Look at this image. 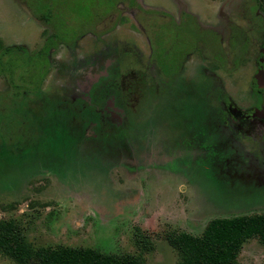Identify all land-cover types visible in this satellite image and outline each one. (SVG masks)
Returning a JSON list of instances; mask_svg holds the SVG:
<instances>
[{
    "label": "rangeland",
    "instance_id": "rangeland-1",
    "mask_svg": "<svg viewBox=\"0 0 264 264\" xmlns=\"http://www.w3.org/2000/svg\"><path fill=\"white\" fill-rule=\"evenodd\" d=\"M40 1L0 0V48L24 45L30 55L37 53L45 34L52 33L37 16L51 9L65 10L62 14L75 21L78 36L56 46L34 91L40 71L36 57L26 51L0 54V220H13L34 249L89 248L138 256L144 264H177L171 235L200 236L212 219L264 213V168L245 146L264 149V137L244 135L245 145L238 144L220 127L222 117L197 110L159 108L157 117L154 89L148 94L147 87L132 111L127 95L119 94L127 132L116 126L102 129L98 137L92 131L99 119L95 107L89 119L72 106L81 102L90 108L92 101L80 100L88 98L80 86L88 87L90 67L109 54L117 55L118 92L129 70L151 79L159 21L155 13L141 10L137 0H119L111 13L97 19L112 9L113 0H79V7L56 5V0L39 6ZM138 1L152 11L174 13L185 7L200 16L217 40L207 56L224 50L219 62L204 64L221 84L238 85L247 94L234 93L236 107L250 109L255 101L264 105V94L251 95L264 41V14L255 0ZM165 32L171 40L173 31ZM186 36L177 33L176 40ZM235 36L243 43L240 56L230 47ZM95 58L99 61L92 62ZM90 120L92 125L83 126ZM86 129L94 139H83ZM237 262L264 264V245L248 240ZM0 264L14 263L0 254Z\"/></svg>",
    "mask_w": 264,
    "mask_h": 264
},
{
    "label": "flooded vegetation",
    "instance_id": "flooded-vegetation-1",
    "mask_svg": "<svg viewBox=\"0 0 264 264\" xmlns=\"http://www.w3.org/2000/svg\"><path fill=\"white\" fill-rule=\"evenodd\" d=\"M137 3V7H140L141 10H148L147 14L148 12L155 13L159 19L154 37L157 43L153 60L156 66L155 73L150 80L145 81L147 80L144 78L145 76H135L134 71H127V82H125L124 78L121 79L120 88L122 90L118 92L114 79V77L121 76L118 64L115 63L116 61L118 62L116 59L117 55L114 53L109 54L104 59L105 61L103 63L99 62L98 64H93V67L89 69L90 72L92 70L94 71H92L93 79L89 80L88 87H85L83 90L80 86V90L87 92L88 96L87 99L80 100L92 101V103L88 104L90 108L85 107L84 104L86 103L78 102L77 104H72L82 115H87L89 119L91 118L92 108L95 107L94 110L99 119L93 124L94 127L92 131H95L98 137L101 136V134L98 133L102 129L109 131L110 129H115L116 126H121L122 129L125 128L127 132L128 124L124 120V111L120 105L119 94L123 92L127 95L129 105L132 108L130 111H132L134 105L142 99L145 93L143 88L147 87L148 94H151V89H154L157 117L159 108L163 109V112H165V107L169 108L174 106L178 109L179 107L180 109L186 108L189 112H196L197 110L198 114L201 112L207 117H212L214 119L222 117L223 119L219 122L220 127L227 136L235 139L238 144L245 145L242 141L244 135L251 136L256 134L257 136L264 137V105H259L258 101H255V104L252 105L250 109L236 107L235 94L239 96L241 94L240 97L247 94L243 91H239L241 87L238 85L230 87L221 84L218 78H216L217 76L208 69L206 64H204L205 61L210 62L211 60L213 63H217L224 56L222 54L224 50L220 46V53L207 56V48L214 47V45L217 44V40L215 35L212 34L215 32H209L208 29L210 30V27H207V25L204 26L205 21L200 20V16L185 7H181L179 11L176 10L174 13L159 8L153 9L154 12L152 8H148L144 4L142 5L140 1L137 0ZM112 10L113 8H110L107 14L111 13ZM135 11L139 12L138 9H135ZM27 13L32 17L31 12L27 11ZM105 15L97 17V19H101ZM165 17L168 18V21L162 22ZM33 20L40 23L36 17H34ZM169 29L173 31V38L171 40L166 38L165 35L167 33L165 31ZM184 32H187L186 38L180 37L176 40L177 33L184 34ZM209 35H212L210 41ZM231 41L230 47L235 51L237 50L238 56L242 55L243 43L238 42L236 36L232 38ZM60 45L65 44L61 43ZM20 47L29 54L26 46L23 45ZM54 50L56 49H50L49 54H47V69L50 65V54ZM35 54L29 55L33 57ZM97 61L99 60L96 58L92 59V62ZM30 63L31 62H28V64ZM126 66H129L128 62L124 64L123 69ZM256 66L257 68L253 75V85L251 89V95L254 97L255 95L262 96V94H264V87L260 88L258 80L256 79V75L264 71V41L260 49V56L257 59ZM138 77L141 78L138 79ZM99 82H101V84H99ZM206 83L208 86L205 85ZM37 88H39V86ZM34 90L35 87H33L32 91ZM258 99L259 97H257V100ZM99 103H101V105L98 107ZM80 106L85 109L79 110ZM70 111V108H66V113H70ZM91 122L93 121H87L83 126L89 127V125H92ZM157 126L161 129L160 125L157 124ZM96 129H98V131ZM88 130H85V137H83V139L89 137L87 134ZM123 136L125 139L127 138V142L131 143L130 146L134 147L128 133ZM88 139L91 140L94 138ZM245 146H247L249 151L258 159L259 168H264V157L261 158L260 155V152L264 151V149L259 150L256 147ZM129 157H133V155H129ZM150 167L153 166L150 165Z\"/></svg>",
    "mask_w": 264,
    "mask_h": 264
},
{
    "label": "trees",
    "instance_id": "trees-1",
    "mask_svg": "<svg viewBox=\"0 0 264 264\" xmlns=\"http://www.w3.org/2000/svg\"><path fill=\"white\" fill-rule=\"evenodd\" d=\"M118 1H112V8ZM255 1L259 11L264 14V0ZM28 3L30 4L29 1ZM41 3L44 4L46 1L41 0L39 6L42 5ZM55 3L61 6L70 3L72 6L79 7L80 2L79 0L69 2L56 0ZM64 11L62 9L45 10L37 16L42 23L51 28L52 33L45 34L44 44L34 56L36 71L40 68L37 72V81L34 83L36 89L47 70L46 57L49 50L61 43L71 44L77 39L78 30L72 28L75 21L62 14ZM105 14H99V17ZM92 21L91 18L90 23H87L89 22L87 20L84 25H91ZM24 51L18 45L0 48L1 56ZM30 60V65L34 66L33 60ZM251 239H258L264 245V213L215 218L208 222L200 236L181 232L168 237V242L178 253L177 264H238L237 257L242 246ZM0 254L14 264H144L138 256L104 253L89 248L76 249L60 246L34 249L13 220H0Z\"/></svg>",
    "mask_w": 264,
    "mask_h": 264
},
{
    "label": "water",
    "instance_id": "water-1",
    "mask_svg": "<svg viewBox=\"0 0 264 264\" xmlns=\"http://www.w3.org/2000/svg\"><path fill=\"white\" fill-rule=\"evenodd\" d=\"M256 79L258 80L259 87L263 88L264 87V71L259 72L256 75Z\"/></svg>",
    "mask_w": 264,
    "mask_h": 264
}]
</instances>
